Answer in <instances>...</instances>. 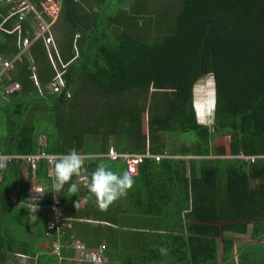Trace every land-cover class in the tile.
<instances>
[{
    "label": "trees",
    "instance_id": "obj_1",
    "mask_svg": "<svg viewBox=\"0 0 264 264\" xmlns=\"http://www.w3.org/2000/svg\"><path fill=\"white\" fill-rule=\"evenodd\" d=\"M57 1L51 29L63 88L48 94L54 73L41 41L14 60L16 29L31 37L32 25L15 27L10 5L0 0V58L12 61L0 72V153L76 149L86 158L84 181L76 196L45 193L30 213L28 195L33 186L50 189L52 166L7 162L0 264H17L16 255L33 264H74L67 262L73 251L61 245L69 240L88 250L101 246V264H264V0ZM206 76L213 111L201 125L193 88ZM11 83L19 89L5 94ZM109 147L163 158L143 159L133 187L101 210L83 198L98 164L125 172L121 161L101 156ZM54 197L71 225L59 238L45 236ZM232 235L246 238L236 243ZM52 242L61 243L60 261L47 255Z\"/></svg>",
    "mask_w": 264,
    "mask_h": 264
},
{
    "label": "built area",
    "instance_id": "obj_2",
    "mask_svg": "<svg viewBox=\"0 0 264 264\" xmlns=\"http://www.w3.org/2000/svg\"><path fill=\"white\" fill-rule=\"evenodd\" d=\"M4 1L10 5L8 10V16L16 17L17 23L15 27H18L17 25L19 22L26 20H29L32 25L31 37H28V34L26 32L25 36H21L20 38V28L16 29L17 42L18 46L20 47V52L14 57V60L18 59V56L20 54L27 53V48L29 47V45H31L32 42L40 40L44 47L49 66L51 67L54 73V76L51 81L47 84V86H45V91L48 94L59 93L60 90L63 88L60 69H62L64 65H62L59 60L57 49L53 41V32L51 29V26L55 21L59 11V2L57 0H39L37 4H30L27 2V0ZM11 63L12 61L0 58V72L10 69ZM31 70H33V68H31ZM31 81L32 84L36 87L37 91H39V93L41 94L42 89H40V85L38 84L35 75H32ZM18 89L19 86L17 83H11L3 88L5 94L10 93L12 91H17ZM53 157L54 156L52 155H46L43 153H35L27 156L5 155L0 153V174L6 163L11 160H22L26 165L30 167L31 170H34L41 160H44L45 163L49 167H51ZM104 157L111 162L116 160L121 161L125 166V171L129 173L132 177H135L137 175L138 166L141 164L143 159L151 158L155 163H157L161 158H163L160 155L117 153L111 147L108 148ZM238 158L243 160L249 159V162L253 160L252 157L246 158L242 155H239ZM78 180L84 181V178L79 177ZM38 188L42 189L41 187L37 186L33 188V191ZM43 197L44 196L41 193H31V197L28 198L27 202L25 203V207L30 213L39 208L37 202L42 200ZM47 208L50 210V219L46 222L45 236L52 237V235H55L56 238H59L62 236V234H64V228L69 229L71 225L68 222L69 220L62 215L59 208V201L57 198L54 197L52 201L48 203ZM69 241L63 242L62 244L59 242H52L50 254L57 256L59 259L58 261H60L61 258L59 256V250L60 246L63 245L66 248L71 249L72 251L74 250V257H72V260L77 264H101V246H99L96 250H85L86 247L81 241Z\"/></svg>",
    "mask_w": 264,
    "mask_h": 264
},
{
    "label": "clouds",
    "instance_id": "obj_3",
    "mask_svg": "<svg viewBox=\"0 0 264 264\" xmlns=\"http://www.w3.org/2000/svg\"><path fill=\"white\" fill-rule=\"evenodd\" d=\"M208 90H210V88H208ZM210 95H213V91ZM208 101L211 102L210 97ZM193 104L194 102L192 103L194 112L195 109ZM203 104L204 100H202V105ZM203 111L206 115L208 113L209 115L206 118L201 119L198 114H196L195 117L199 120V123L196 121L198 124L202 122L206 124L207 119L211 118L213 110L210 105H207V107H204ZM85 160V156L79 153L76 149L70 150L65 155L58 157L54 156L52 158V168L50 172V189L44 190L38 188L33 192L41 194L52 192L59 195L66 189L68 196H76L80 190V183L78 179L73 180V177L79 178L82 175V171H86ZM133 184L134 179L129 173H117L103 163L98 164L95 170L92 171L88 177V195L83 198V202L88 203L89 201H93L99 209L107 210V208L114 202L124 197L133 187ZM80 205L81 200L78 199L74 203V207L78 209ZM159 253L162 256H165L168 254V249L166 247L160 246Z\"/></svg>",
    "mask_w": 264,
    "mask_h": 264
},
{
    "label": "rangeland",
    "instance_id": "obj_4",
    "mask_svg": "<svg viewBox=\"0 0 264 264\" xmlns=\"http://www.w3.org/2000/svg\"><path fill=\"white\" fill-rule=\"evenodd\" d=\"M211 82H212L211 77L210 76H206V77L202 78L201 80H199L194 85V88H193V102H194L193 107L195 109L194 116L196 114H198V116L201 119H204V118H206L209 115V113L206 115L204 113L203 109H204V107H207V103H208V100H209V97H210V94H211V90H212L211 89V87H212V83ZM208 88H210V90H208ZM212 97H213V95H212ZM202 100H204V104L203 105H202ZM213 104H214V101H213ZM212 110H213V106H212ZM195 120L197 122L199 121L198 119H196V117H195ZM208 122H210V118L207 119L205 125H207ZM200 124H204V123L202 122ZM218 141H219V143L221 142V140H218ZM223 141L225 142L224 139H222V143H224ZM32 192H33V190H31V193ZM31 193H29V194L31 195ZM232 236H233L234 241H236V243L243 242V241H245V238H246V237H239V236H235V235H232ZM40 245L42 247H45L46 242H44V243L42 242ZM51 247H52V245H50V248ZM85 250H86V248H85ZM47 255H51L50 252ZM15 262H17V264H33V262L30 259H28V258L26 259L24 256H21V255L20 256L19 255H16ZM67 262H72L74 264H77L76 262H74L72 260V258L71 259H68Z\"/></svg>",
    "mask_w": 264,
    "mask_h": 264
},
{
    "label": "crops",
    "instance_id": "obj_5",
    "mask_svg": "<svg viewBox=\"0 0 264 264\" xmlns=\"http://www.w3.org/2000/svg\"><path fill=\"white\" fill-rule=\"evenodd\" d=\"M27 2L28 3H30L28 0H27ZM30 4H32V3H30ZM7 13H9V12H7ZM58 15V14H57ZM9 17V16H8ZM57 18V17H56ZM56 20V19H55ZM20 23V22H19ZM54 23V22H53ZM53 25V24H52ZM112 148V147H111ZM113 149V148H112ZM108 150V149H107ZM104 155L105 154H103V155H101L102 157H104ZM105 158V157H104ZM126 172V171H125ZM47 176H50V173H49V171H48V173H47ZM81 182H83V181H81ZM36 184V183H35ZM35 187H37V186H33V188H35ZM33 188H32V190H33ZM30 193H31V191H30ZM31 197V195L29 194L28 195V198H30ZM43 199H44V197H43ZM58 199V198H57ZM59 201V200H58Z\"/></svg>",
    "mask_w": 264,
    "mask_h": 264
},
{
    "label": "bare ground",
    "instance_id": "obj_6",
    "mask_svg": "<svg viewBox=\"0 0 264 264\" xmlns=\"http://www.w3.org/2000/svg\"><path fill=\"white\" fill-rule=\"evenodd\" d=\"M42 188V187H41ZM43 189V188H42ZM43 196H44V194H43Z\"/></svg>",
    "mask_w": 264,
    "mask_h": 264
}]
</instances>
